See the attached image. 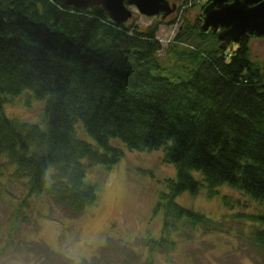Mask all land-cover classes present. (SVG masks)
<instances>
[{"label": "trees", "instance_id": "1", "mask_svg": "<svg viewBox=\"0 0 264 264\" xmlns=\"http://www.w3.org/2000/svg\"><path fill=\"white\" fill-rule=\"evenodd\" d=\"M197 25L195 36L177 37L198 40L181 79L157 58L158 23L116 24L99 7L77 10L61 0H0V182L9 201L19 184L21 206L39 200L83 216L98 202L94 168L110 173L126 150H161L176 174L165 179L166 235L149 238V252L172 245L168 226L179 222L231 234L228 222L175 201L202 189L217 196L226 185L258 204L233 222L264 261V74L246 41L218 49V36ZM19 99L41 111L8 116L5 106Z\"/></svg>", "mask_w": 264, "mask_h": 264}, {"label": "rangeland", "instance_id": "2", "mask_svg": "<svg viewBox=\"0 0 264 264\" xmlns=\"http://www.w3.org/2000/svg\"><path fill=\"white\" fill-rule=\"evenodd\" d=\"M170 3L175 4V11L165 18L161 14V17L148 18L140 15L136 8H130L134 14L130 24L146 28L158 23L155 38L161 49L157 58L170 73L177 72L181 79H186L179 67L181 62L192 67L188 50L195 47L198 40L194 37V41L183 43L177 41V37L186 30L196 35L197 23L202 26V13L211 0H175ZM221 31L214 34L218 36ZM247 43L250 59L264 74V37H251ZM217 47L235 50L237 44L224 45L219 39ZM41 107L39 104L28 110L19 99L14 105L5 106V113L18 119L33 118ZM162 158L161 150H126L110 173L99 171L97 174L101 167L94 168L93 175L100 187L98 202L83 216L39 200L31 199L27 207L21 206L25 191L19 184L18 188L12 186L9 190L16 200L11 202L6 194L8 188L2 185L7 181L2 180L0 264H148L150 261L151 264H264L257 252L240 241L237 229L241 222H233L236 214L257 213L259 206L226 185L216 189L217 196L208 197L207 189H202L196 196L184 193L175 201L215 222H228L231 234L227 236L202 227L193 229L190 222L184 229L179 222L168 226V239L172 245L164 243L154 251L150 248L149 252L145 242L149 238L160 242L166 235L163 233V194H168L165 179H174L176 174L173 166L163 163ZM5 164L0 159V172Z\"/></svg>", "mask_w": 264, "mask_h": 264}, {"label": "water", "instance_id": "3", "mask_svg": "<svg viewBox=\"0 0 264 264\" xmlns=\"http://www.w3.org/2000/svg\"><path fill=\"white\" fill-rule=\"evenodd\" d=\"M77 10L101 8L116 24H124L132 18L129 8L151 18L162 14L163 18L175 11L170 0H61ZM202 31L216 33L224 45L238 44L251 37H264V0H211L202 13Z\"/></svg>", "mask_w": 264, "mask_h": 264}, {"label": "bare ground", "instance_id": "4", "mask_svg": "<svg viewBox=\"0 0 264 264\" xmlns=\"http://www.w3.org/2000/svg\"><path fill=\"white\" fill-rule=\"evenodd\" d=\"M169 5H170L171 8L173 7V5L170 2H169ZM114 181H117V179L115 178ZM89 235H90V237H92L91 234H89Z\"/></svg>", "mask_w": 264, "mask_h": 264}, {"label": "flooded vegetation", "instance_id": "5", "mask_svg": "<svg viewBox=\"0 0 264 264\" xmlns=\"http://www.w3.org/2000/svg\"><path fill=\"white\" fill-rule=\"evenodd\" d=\"M170 1H175V0H170ZM173 5H175V4H173ZM162 15V14H161ZM161 15H160V17H161Z\"/></svg>", "mask_w": 264, "mask_h": 264}]
</instances>
